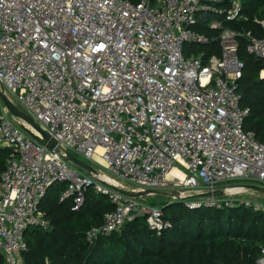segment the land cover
<instances>
[{
  "label": "built area",
  "instance_id": "built-area-1",
  "mask_svg": "<svg viewBox=\"0 0 264 264\" xmlns=\"http://www.w3.org/2000/svg\"><path fill=\"white\" fill-rule=\"evenodd\" d=\"M206 15L224 19L208 27L221 54L187 57L186 45L211 41L196 30ZM244 19L242 0H0V91L58 143L55 152L35 141L0 96V149L10 152L0 264H26L25 233L49 228L41 203L56 184H66L60 200L73 211L90 189L114 206L88 232L91 244L141 216L159 235L171 227L161 209L115 189L175 191L191 210L244 205L264 214L234 199L248 191L238 184L264 187V144L244 128L239 37L262 60L264 38L227 25ZM67 154L97 173H80ZM215 191L223 196L201 197Z\"/></svg>",
  "mask_w": 264,
  "mask_h": 264
},
{
  "label": "trees",
  "instance_id": "trees-1",
  "mask_svg": "<svg viewBox=\"0 0 264 264\" xmlns=\"http://www.w3.org/2000/svg\"><path fill=\"white\" fill-rule=\"evenodd\" d=\"M242 1L245 19L227 25L241 34L251 32L264 38V29L256 22H264V0ZM217 19L224 20L214 15L202 19L198 31L211 41L208 45H186L187 57L192 53L195 57L206 53V58L221 54L216 39L219 34L208 28L210 21ZM239 44V59L244 65L239 92L242 107L249 111L244 128L264 144V79L260 78L264 60L247 53L244 37H239ZM9 155V150L0 149V178ZM65 189L66 184L53 185L41 203L49 228H32L25 233L26 264H258L261 257L264 214L252 207L191 210L183 202H166L160 209L171 227L160 235L151 231L146 217L141 216L119 233L91 244L88 232L102 226L114 206L90 189L80 211H73L72 200H60Z\"/></svg>",
  "mask_w": 264,
  "mask_h": 264
},
{
  "label": "water",
  "instance_id": "water-1",
  "mask_svg": "<svg viewBox=\"0 0 264 264\" xmlns=\"http://www.w3.org/2000/svg\"><path fill=\"white\" fill-rule=\"evenodd\" d=\"M0 96H1L4 104L9 109L11 115L14 118L25 122L27 125L32 127L33 130H35L37 132V134H36L33 131H30L29 129L24 127L25 130L28 132V134L35 141H37L39 144L47 147L51 151H55V152L58 151V143L54 139H52L51 136L47 132L42 130L40 125L37 124L31 116L27 115L20 107L13 104L6 97V95L3 94L1 91H0ZM66 160L68 162H70L71 164L81 168L82 170H84L88 174H96L97 173V170L92 165L86 163L85 161H83V160H81V159H79L73 155L67 154ZM241 187H243L247 190H252V191L264 193V187H260L258 185L245 184V185H241ZM115 190L122 193L123 195H125L127 197L135 198V199H138V198L143 197V196L148 195V194H154V195H161V196H166V197L177 198L178 202H182V200L179 199L178 193L175 191L155 190V191H150L148 193H136V192L125 191V190H121V189H115ZM221 196H223L222 191H215V192L206 193V194L201 195V197H204V198L221 197Z\"/></svg>",
  "mask_w": 264,
  "mask_h": 264
},
{
  "label": "rangeland",
  "instance_id": "rangeland-1",
  "mask_svg": "<svg viewBox=\"0 0 264 264\" xmlns=\"http://www.w3.org/2000/svg\"><path fill=\"white\" fill-rule=\"evenodd\" d=\"M73 167H75L80 173L86 174V172L84 170H82L81 168H79L75 165H73ZM238 185L241 186L243 184H238ZM126 189L130 190L129 187H126ZM234 199L236 201H238V203L249 202L251 204L264 207V193L248 190L244 193H240L239 195L235 196ZM138 200L140 203H142L143 205H145L147 207L160 209V208H162L163 203L174 202V201L176 202L177 198L148 194V195H145L143 197L138 198ZM253 218H254V216H251L252 220H253Z\"/></svg>",
  "mask_w": 264,
  "mask_h": 264
},
{
  "label": "crops",
  "instance_id": "crops-1",
  "mask_svg": "<svg viewBox=\"0 0 264 264\" xmlns=\"http://www.w3.org/2000/svg\"><path fill=\"white\" fill-rule=\"evenodd\" d=\"M198 29H199V28H197L196 30H198ZM198 32H199V31H198ZM192 54H194V53H192ZM192 54H191V55H192ZM203 54H204V53H203ZM205 54H206V53H205ZM194 55H195V54H194Z\"/></svg>",
  "mask_w": 264,
  "mask_h": 264
}]
</instances>
